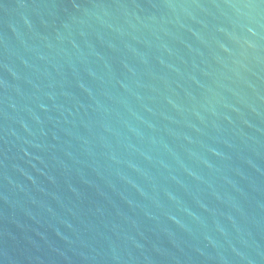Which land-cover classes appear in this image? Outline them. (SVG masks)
Masks as SVG:
<instances>
[{
  "label": "water",
  "instance_id": "obj_1",
  "mask_svg": "<svg viewBox=\"0 0 264 264\" xmlns=\"http://www.w3.org/2000/svg\"><path fill=\"white\" fill-rule=\"evenodd\" d=\"M0 264H264V0H0Z\"/></svg>",
  "mask_w": 264,
  "mask_h": 264
}]
</instances>
